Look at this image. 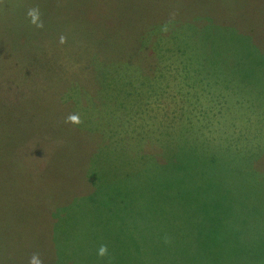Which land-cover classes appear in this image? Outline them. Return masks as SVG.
<instances>
[{
  "label": "rangeland",
  "instance_id": "1",
  "mask_svg": "<svg viewBox=\"0 0 264 264\" xmlns=\"http://www.w3.org/2000/svg\"><path fill=\"white\" fill-rule=\"evenodd\" d=\"M34 254L264 264V0H0V264Z\"/></svg>",
  "mask_w": 264,
  "mask_h": 264
},
{
  "label": "clouds",
  "instance_id": "2",
  "mask_svg": "<svg viewBox=\"0 0 264 264\" xmlns=\"http://www.w3.org/2000/svg\"><path fill=\"white\" fill-rule=\"evenodd\" d=\"M28 16L31 18V22L33 24H36L37 27H42L43 24L42 22L37 24V21L39 19V9L38 8H32V9H29L28 11ZM164 31H167V27L165 26V28L163 29ZM64 42V37H61V43ZM72 122V123H75V124H80L82 121L78 118L77 115H70L68 117V120L66 122ZM98 255L99 256H105L107 255V246L104 245V246H101L99 251H98ZM29 264H43V262L40 260L39 256L34 254L31 259H30V262Z\"/></svg>",
  "mask_w": 264,
  "mask_h": 264
},
{
  "label": "trees",
  "instance_id": "3",
  "mask_svg": "<svg viewBox=\"0 0 264 264\" xmlns=\"http://www.w3.org/2000/svg\"><path fill=\"white\" fill-rule=\"evenodd\" d=\"M240 6L242 7V6H244V4H243V3H240ZM72 163L75 165L76 162L72 161ZM49 247H50V245H49V243H48V244H47V248L49 249Z\"/></svg>",
  "mask_w": 264,
  "mask_h": 264
}]
</instances>
